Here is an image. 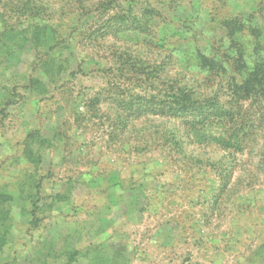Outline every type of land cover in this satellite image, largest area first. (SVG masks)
I'll return each instance as SVG.
<instances>
[{
    "label": "rangeland",
    "instance_id": "374dc122",
    "mask_svg": "<svg viewBox=\"0 0 264 264\" xmlns=\"http://www.w3.org/2000/svg\"><path fill=\"white\" fill-rule=\"evenodd\" d=\"M261 73L264 0H0V219L108 216L99 264H264Z\"/></svg>",
    "mask_w": 264,
    "mask_h": 264
},
{
    "label": "crops",
    "instance_id": "0c3cea01",
    "mask_svg": "<svg viewBox=\"0 0 264 264\" xmlns=\"http://www.w3.org/2000/svg\"><path fill=\"white\" fill-rule=\"evenodd\" d=\"M42 208L45 213L55 210L48 202ZM16 222L0 219V264H99L97 254L102 248L109 249L108 240L115 231L114 220L108 216L92 228L83 226L87 235L70 232L72 221L64 219L18 221L23 225L19 227ZM24 227L27 234L21 232Z\"/></svg>",
    "mask_w": 264,
    "mask_h": 264
},
{
    "label": "trees",
    "instance_id": "16d2710c",
    "mask_svg": "<svg viewBox=\"0 0 264 264\" xmlns=\"http://www.w3.org/2000/svg\"><path fill=\"white\" fill-rule=\"evenodd\" d=\"M261 81L264 83V73H261ZM169 96L163 101L165 106L162 110L166 113L181 112L195 114L204 105V103H201L198 99L193 98L190 93H185L184 91L180 93L176 92Z\"/></svg>",
    "mask_w": 264,
    "mask_h": 264
}]
</instances>
